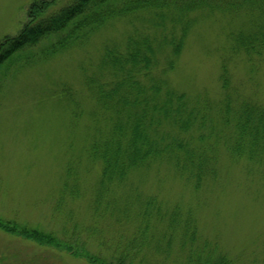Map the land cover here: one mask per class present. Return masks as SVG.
<instances>
[{
    "label": "trees",
    "instance_id": "16d2710c",
    "mask_svg": "<svg viewBox=\"0 0 264 264\" xmlns=\"http://www.w3.org/2000/svg\"><path fill=\"white\" fill-rule=\"evenodd\" d=\"M217 19L230 27L219 93L191 95L169 74L190 34ZM116 26L120 36H108ZM105 34L96 54L77 66L81 90L67 79L48 84L68 138L85 132L82 155L67 162L50 197L56 227L0 216V232L83 264H264V243L258 257L231 256L203 236L194 206L168 204L144 191L139 177L166 165L200 206L219 180L222 154L264 174V102L241 97L228 66L239 56L264 62V0L33 1L18 33L0 40V81L39 56L84 51ZM83 162L88 186L77 169ZM85 195L79 220L73 207Z\"/></svg>",
    "mask_w": 264,
    "mask_h": 264
},
{
    "label": "rangeland",
    "instance_id": "374dc122",
    "mask_svg": "<svg viewBox=\"0 0 264 264\" xmlns=\"http://www.w3.org/2000/svg\"><path fill=\"white\" fill-rule=\"evenodd\" d=\"M33 1L38 0H0V40L18 33ZM229 29L222 19L199 24L188 38L178 67L169 74L170 80L191 95L197 96L205 90L215 98L219 93L221 48L226 45ZM118 32L116 26L107 34L115 38L120 36ZM108 36L93 38L84 51L71 49L48 58L39 56L30 64L17 66L0 81L1 217L56 227L50 197L57 191L67 162L73 155H82L79 149L85 132L68 138L72 135L58 123L64 120L61 105L49 98L48 84L67 79L75 89L81 90L77 66L95 55ZM228 66L232 86L238 89L239 95L264 102V62L254 59L249 63L239 56ZM220 162L219 180L210 188L211 192H206V201L200 206L195 194L166 165L153 166L140 174L141 187L146 192L157 193L168 204L194 206L203 236L215 237L231 256L243 260L258 257L264 243V174L244 160L230 162L224 154ZM86 167L83 162L77 169L85 173L83 181L88 186L93 179L86 174ZM84 198L86 195L73 207L81 214L79 220L86 217ZM0 264L83 263L47 253L27 241L0 232Z\"/></svg>",
    "mask_w": 264,
    "mask_h": 264
}]
</instances>
